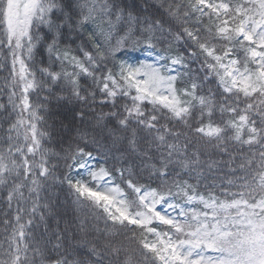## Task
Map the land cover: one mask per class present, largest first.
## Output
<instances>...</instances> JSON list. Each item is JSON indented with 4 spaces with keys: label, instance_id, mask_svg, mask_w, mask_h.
Instances as JSON below:
<instances>
[{
    "label": "snow or ice",
    "instance_id": "obj_1",
    "mask_svg": "<svg viewBox=\"0 0 264 264\" xmlns=\"http://www.w3.org/2000/svg\"><path fill=\"white\" fill-rule=\"evenodd\" d=\"M161 7L175 31L120 0H0V64L10 61L5 87L15 113L0 138V189L16 210L11 226L3 221L0 264H85L72 255L67 230L34 236L35 222L53 212L44 193L54 180L106 229L134 233L150 264H264V0ZM85 32L90 46L74 50ZM173 44L183 51L170 54ZM128 48L152 59L129 62ZM189 59L202 76L189 75ZM81 77L91 83L83 87ZM58 83L90 109L111 106L93 119L105 129L114 121V142L131 133L125 151L142 159L135 171L111 165L83 131L62 155L45 147L39 96ZM53 155L64 162L59 177ZM119 252L92 247L93 264Z\"/></svg>",
    "mask_w": 264,
    "mask_h": 264
},
{
    "label": "trees",
    "instance_id": "obj_2",
    "mask_svg": "<svg viewBox=\"0 0 264 264\" xmlns=\"http://www.w3.org/2000/svg\"><path fill=\"white\" fill-rule=\"evenodd\" d=\"M192 2L194 0H120V5L141 19L159 21L166 31L169 29L175 31L179 24L173 17L168 15L166 8L161 7V5L166 3L177 4L186 10L187 5ZM194 24L195 21H192L189 27ZM117 34L122 35L123 33ZM68 43H71V41H68ZM80 44L90 46L87 42V32L81 38L76 39L75 43H71V46L75 50L77 45ZM160 47L161 50L169 47L167 39L161 38ZM144 51L143 48H128L124 51L123 58L133 61L139 58ZM176 51L182 52L183 49L179 45L173 44L170 48V54H175ZM36 59L44 61L46 66L47 54L42 49L37 50ZM188 64L189 69L187 71L190 76L200 77L203 75L199 61L189 59ZM9 70L10 61L0 64V105H4L3 109H0V138H2V130L8 127L9 122L15 115L12 111V105L9 103V89L5 87ZM56 70H59L58 66H56ZM80 83L83 87H87L91 81L81 77ZM205 83L209 88L215 87L212 78H209ZM35 95V93H30V98H34ZM39 99L44 104L43 126L47 131L45 147L50 148L54 154L62 155V149L68 148L73 141L78 139L79 133L83 131L88 133L90 139L95 138L96 140V143L89 145V147L99 149L100 153H107L109 163L114 167H128L133 168L135 171L136 167L142 164L139 155L129 154L125 151V137L131 133H116L119 139L114 142L115 138L111 135L116 127L114 121L107 123V129L97 126L95 123L93 119L95 113L100 111L109 112L111 110L110 105L103 108L96 106L90 109L73 98L66 85L59 83L53 85L50 91L45 89L40 93ZM117 107L119 108V105ZM80 112L87 113L85 119L81 120L78 115ZM137 135L142 137L146 136L147 133H141L137 130ZM142 147H146V145H142ZM98 158L103 159V156ZM52 161L59 168V171L56 172V176L59 177L64 171V162L58 158V155H53ZM145 180H147V177H145ZM4 195V191L0 189V257L3 256V250L7 246L6 229L3 221L8 219L11 226L14 223L16 214L15 206L12 208L7 207ZM44 196L50 201L53 212L46 217L45 222L38 220L35 222L33 229L35 237L51 239L53 230L59 229L61 234L67 230L68 242L74 248L72 255L76 261H84L85 264H93L97 259L91 255L92 247L100 250L108 244L119 248L120 252L115 258L111 254H106L104 264H125L128 257L134 258L137 264H150L146 256L141 255L142 250L134 239V233L127 230L117 232L106 229L102 219L94 218L88 210L77 206L73 194L69 192L66 184H61L58 180L50 181ZM44 242L42 239L41 244Z\"/></svg>",
    "mask_w": 264,
    "mask_h": 264
},
{
    "label": "rangeland",
    "instance_id": "obj_3",
    "mask_svg": "<svg viewBox=\"0 0 264 264\" xmlns=\"http://www.w3.org/2000/svg\"><path fill=\"white\" fill-rule=\"evenodd\" d=\"M152 57H149L146 52L144 51L139 58H137L136 60H133V61H130L129 62H132V63H135V62H138V61H144V60H151Z\"/></svg>",
    "mask_w": 264,
    "mask_h": 264
}]
</instances>
